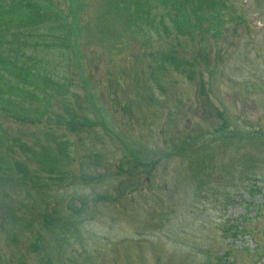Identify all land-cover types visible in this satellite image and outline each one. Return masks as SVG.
<instances>
[{
    "label": "rangeland",
    "instance_id": "374dc122",
    "mask_svg": "<svg viewBox=\"0 0 264 264\" xmlns=\"http://www.w3.org/2000/svg\"><path fill=\"white\" fill-rule=\"evenodd\" d=\"M0 11V264H259L264 0Z\"/></svg>",
    "mask_w": 264,
    "mask_h": 264
},
{
    "label": "trees",
    "instance_id": "16d2710c",
    "mask_svg": "<svg viewBox=\"0 0 264 264\" xmlns=\"http://www.w3.org/2000/svg\"><path fill=\"white\" fill-rule=\"evenodd\" d=\"M30 9H33V10H35V7H34V5H33V6H30ZM2 12H3V11H0V16H1ZM32 20H33V17H32Z\"/></svg>",
    "mask_w": 264,
    "mask_h": 264
},
{
    "label": "water",
    "instance_id": "95a60500",
    "mask_svg": "<svg viewBox=\"0 0 264 264\" xmlns=\"http://www.w3.org/2000/svg\"><path fill=\"white\" fill-rule=\"evenodd\" d=\"M261 264H263V262H261Z\"/></svg>",
    "mask_w": 264,
    "mask_h": 264
}]
</instances>
